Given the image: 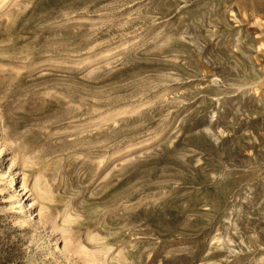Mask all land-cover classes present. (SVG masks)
I'll return each instance as SVG.
<instances>
[{"label": "rangeland", "instance_id": "374dc122", "mask_svg": "<svg viewBox=\"0 0 264 264\" xmlns=\"http://www.w3.org/2000/svg\"><path fill=\"white\" fill-rule=\"evenodd\" d=\"M0 264H264V0L0 3Z\"/></svg>", "mask_w": 264, "mask_h": 264}, {"label": "bare ground", "instance_id": "6f19581e", "mask_svg": "<svg viewBox=\"0 0 264 264\" xmlns=\"http://www.w3.org/2000/svg\"><path fill=\"white\" fill-rule=\"evenodd\" d=\"M6 2H8V0H0V3H1V4H4V3H6ZM110 51H111V53H112L113 50H110ZM113 52H114V51H113ZM158 135H159V134H158ZM158 135H157V137H158ZM155 138H156V137H155ZM23 164H24V163H23ZM25 164H27V163H25ZM25 164H24V165H25ZM24 187H25V186L22 185V189H24ZM32 191H35V192L40 191V190H39V185L35 183V184L33 185V189H32ZM42 192H43V191H42ZM39 197H40V196H39ZM39 197H38V198H39ZM41 199H42V198H41ZM42 201H43V200H42ZM42 208H43V207L40 205L39 211H41Z\"/></svg>", "mask_w": 264, "mask_h": 264}]
</instances>
